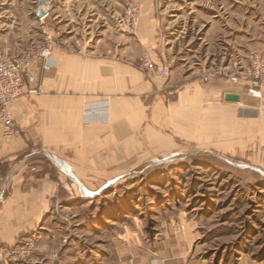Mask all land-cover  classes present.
<instances>
[{
  "label": "rangeland",
  "instance_id": "374dc122",
  "mask_svg": "<svg viewBox=\"0 0 264 264\" xmlns=\"http://www.w3.org/2000/svg\"><path fill=\"white\" fill-rule=\"evenodd\" d=\"M38 1L48 6L43 22ZM136 2L131 34L121 24L126 0H0V52H22L48 32L58 47L85 41L87 50L135 56L145 73L146 58L167 66L166 77L149 73L162 102L195 83L216 91L218 106L230 92L240 101L216 116L207 101L200 129L154 135L131 157L73 178L7 264H168L180 254L264 264V98L254 94L264 85L230 75L264 53V0Z\"/></svg>",
  "mask_w": 264,
  "mask_h": 264
},
{
  "label": "crops",
  "instance_id": "0c3cea01",
  "mask_svg": "<svg viewBox=\"0 0 264 264\" xmlns=\"http://www.w3.org/2000/svg\"><path fill=\"white\" fill-rule=\"evenodd\" d=\"M47 7L45 3L46 11ZM47 17L48 11L43 19L37 18L43 22ZM99 46L87 50L85 41L66 40L65 47L56 51L54 68L43 71L39 64L34 68L39 94L24 96L12 107L21 135L8 143L0 136L3 246L17 248L19 241L33 237L57 203L59 192L68 191L70 181L79 174H98L121 161L123 154L131 157L154 135L185 136L187 127L200 129L207 101L213 103L206 110L215 116L218 109H234L236 102L223 100L218 106V93L197 83L167 94H175L173 100H157L153 98L156 76L141 70L137 57L123 59L121 51L104 52ZM28 88L25 85L24 91ZM263 91L254 94L263 99ZM104 100L108 121L87 123L84 106ZM44 155L50 161L47 167L41 161ZM178 256L168 264H206L192 255Z\"/></svg>",
  "mask_w": 264,
  "mask_h": 264
},
{
  "label": "built area",
  "instance_id": "2783aa9c",
  "mask_svg": "<svg viewBox=\"0 0 264 264\" xmlns=\"http://www.w3.org/2000/svg\"><path fill=\"white\" fill-rule=\"evenodd\" d=\"M125 14L121 24L128 33L134 34L141 16V10L136 0H126ZM41 17V19H43ZM58 49L57 38L51 33H44L42 40L31 44L24 51L13 54L0 52V136L4 142H11L20 137L12 107L24 96L39 94L38 76L33 70L39 64L41 70L49 71L57 64L55 54ZM142 68L158 77H166L169 68L156 65L151 59H144ZM38 69V70H39ZM230 75L245 81L249 86L261 88L264 85V53L252 52L245 65L235 64ZM25 85L29 88L24 91ZM83 116L87 123L106 122L108 120V102L88 103L84 106ZM34 171V169H32ZM15 258L13 248L0 244V264H7Z\"/></svg>",
  "mask_w": 264,
  "mask_h": 264
},
{
  "label": "water",
  "instance_id": "95a60500",
  "mask_svg": "<svg viewBox=\"0 0 264 264\" xmlns=\"http://www.w3.org/2000/svg\"><path fill=\"white\" fill-rule=\"evenodd\" d=\"M45 3L43 1H38V11H37V17L41 18L46 14V10L44 9ZM224 100L227 102H236L238 103L240 101V96L238 94L233 93H226L224 95Z\"/></svg>",
  "mask_w": 264,
  "mask_h": 264
}]
</instances>
